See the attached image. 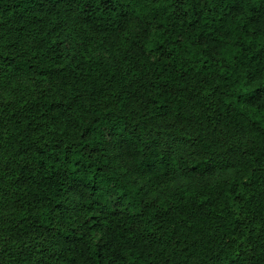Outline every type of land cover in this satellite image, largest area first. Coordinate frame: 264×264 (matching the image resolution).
<instances>
[{
	"label": "trees",
	"instance_id": "obj_1",
	"mask_svg": "<svg viewBox=\"0 0 264 264\" xmlns=\"http://www.w3.org/2000/svg\"><path fill=\"white\" fill-rule=\"evenodd\" d=\"M15 18L34 44L0 63L63 84L0 101V264H264V0H0V39ZM72 30L128 58L76 66Z\"/></svg>",
	"mask_w": 264,
	"mask_h": 264
},
{
	"label": "rangeland",
	"instance_id": "obj_2",
	"mask_svg": "<svg viewBox=\"0 0 264 264\" xmlns=\"http://www.w3.org/2000/svg\"><path fill=\"white\" fill-rule=\"evenodd\" d=\"M16 25H7L3 30V34L0 39V45L2 42L7 40H12L17 42L19 45L31 49L34 44V31L35 28L32 25L27 24L20 18H15ZM134 34H129L124 36L120 40L119 46L111 47L104 45L101 47L99 43L100 38L98 36H93L90 38L92 45H87L86 41L82 36L75 30L65 33L62 36V41L64 42L70 61L73 64L81 66V59L91 60L92 62L96 61H106L109 62L111 58L117 55L119 58L124 59L128 58V51L131 44V37ZM66 81H71L67 80ZM63 81L58 77H44L34 73H18L14 72L12 69L5 66L3 63H0V101H13V100H24L30 99L38 96L43 92H49L52 95H58L61 89ZM156 127H160L165 131L173 130L174 122L168 120H162L156 123ZM187 131V129L183 130ZM222 139L225 141L231 142L232 145L244 142L248 139L258 138L261 139V135L248 127L242 128L238 133L232 135L223 134ZM226 175V171L217 174V178H221ZM195 178L189 174H177L171 177L169 180H166L165 185L160 186V184H148V188L151 190V193L155 196H165L169 199H172L174 193L178 188L185 185L186 183L194 181ZM11 189L9 188L6 182L0 183V214H7L11 208L12 194ZM71 199L75 202V205H78L80 197L79 194L71 192ZM70 206H74V203H71ZM26 249L30 251V249ZM48 258V264H59V261L54 258ZM31 257H40L39 255L34 254ZM45 258V257H44ZM46 259V258H45ZM41 264H45L40 262Z\"/></svg>",
	"mask_w": 264,
	"mask_h": 264
}]
</instances>
